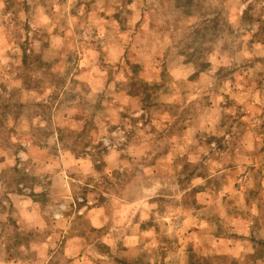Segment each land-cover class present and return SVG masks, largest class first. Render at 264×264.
I'll return each mask as SVG.
<instances>
[{
    "label": "rangeland",
    "instance_id": "374dc122",
    "mask_svg": "<svg viewBox=\"0 0 264 264\" xmlns=\"http://www.w3.org/2000/svg\"><path fill=\"white\" fill-rule=\"evenodd\" d=\"M0 264H264V0H0Z\"/></svg>",
    "mask_w": 264,
    "mask_h": 264
}]
</instances>
